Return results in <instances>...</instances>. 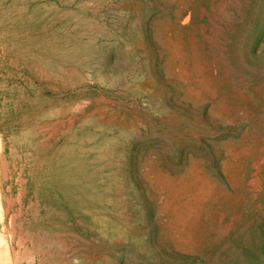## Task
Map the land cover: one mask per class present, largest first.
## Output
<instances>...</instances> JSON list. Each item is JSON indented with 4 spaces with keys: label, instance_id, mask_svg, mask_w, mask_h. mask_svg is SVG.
Masks as SVG:
<instances>
[{
    "label": "rangeland",
    "instance_id": "obj_1",
    "mask_svg": "<svg viewBox=\"0 0 264 264\" xmlns=\"http://www.w3.org/2000/svg\"><path fill=\"white\" fill-rule=\"evenodd\" d=\"M0 264H264V0H0Z\"/></svg>",
    "mask_w": 264,
    "mask_h": 264
},
{
    "label": "bare ground",
    "instance_id": "obj_2",
    "mask_svg": "<svg viewBox=\"0 0 264 264\" xmlns=\"http://www.w3.org/2000/svg\"><path fill=\"white\" fill-rule=\"evenodd\" d=\"M68 81V80H67ZM72 83V82H71ZM70 84V83H69ZM69 122H70V120H69Z\"/></svg>",
    "mask_w": 264,
    "mask_h": 264
}]
</instances>
